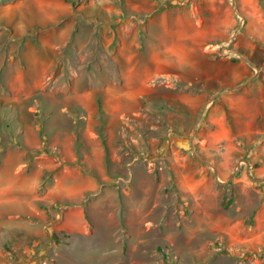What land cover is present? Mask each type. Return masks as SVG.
Masks as SVG:
<instances>
[{
	"label": "rangeland",
	"instance_id": "1",
	"mask_svg": "<svg viewBox=\"0 0 264 264\" xmlns=\"http://www.w3.org/2000/svg\"><path fill=\"white\" fill-rule=\"evenodd\" d=\"M44 1L0 0V154L34 202L0 264H264V0ZM202 51L253 67L212 90ZM71 169L96 189L44 202Z\"/></svg>",
	"mask_w": 264,
	"mask_h": 264
},
{
	"label": "crops",
	"instance_id": "2",
	"mask_svg": "<svg viewBox=\"0 0 264 264\" xmlns=\"http://www.w3.org/2000/svg\"><path fill=\"white\" fill-rule=\"evenodd\" d=\"M43 5L45 6V8L57 6V11H60L59 8H62L61 0H45L43 2ZM63 8L65 9L63 10L66 13L68 9L66 7ZM28 12L30 15L34 14V12L27 11V13ZM225 62L226 64H223L220 61V58L210 55L209 53H206L204 51L200 53V77H204L203 80L207 81L208 79L213 84H215L212 86V90L215 89L217 91L224 92L228 91L229 89H234L238 87L236 84L239 81H242L243 77H246L251 68L253 67V64L249 61H247V63L236 64V62L234 63L233 61H231V59H227L225 60ZM254 63L258 64L257 62ZM224 65H226L227 68H225ZM236 65L242 68L240 72L237 71ZM229 67L232 69V72L229 71ZM237 72L240 74H238ZM216 75L221 76V79L220 81L213 82V79H215ZM245 94L247 96H245L244 99L246 100V102H249L250 99H248V97L251 96V94L248 91H245ZM208 95V93L200 91V94L193 99L194 101L199 102L201 98H206ZM262 99L264 98L260 96L259 100L255 101L254 103V105L257 106V111L260 110L258 108H260V106L262 105ZM188 102L190 103V101ZM222 102L224 103V105L226 104L225 101ZM25 142L28 145V141ZM14 152H18V154L20 153L17 158L19 159L18 162H22L23 158L26 156V151H21V149L19 148H6L4 150V153L0 154V161L2 162L0 165V225H6V222H4L6 216H11L13 213L20 214L22 213V211L25 212L28 205L34 204L32 200L33 196L29 194V190L27 187L18 188L16 186L9 185L12 184L13 180L15 179V176H13V174L11 173L9 174L8 178L5 177L7 172L10 170V167H14L13 163H8V159L13 155ZM248 172H253V166L250 165V163H248V166L246 168V174H248ZM54 180L55 181L53 182L54 184H52V188L54 187L60 190V192L58 194L44 198L43 201L46 203L61 201L70 203H80L84 195L90 191L95 190L97 186L96 180H94L92 176L88 174H83L75 169H71L68 175L57 174Z\"/></svg>",
	"mask_w": 264,
	"mask_h": 264
},
{
	"label": "water",
	"instance_id": "3",
	"mask_svg": "<svg viewBox=\"0 0 264 264\" xmlns=\"http://www.w3.org/2000/svg\"><path fill=\"white\" fill-rule=\"evenodd\" d=\"M235 5L233 4V7H234ZM234 37H231V39L230 40H232ZM219 54H222V53H220V51H219ZM237 88V87H236ZM213 99V98H212ZM211 100V99H210ZM208 103V102H207ZM206 104V103H205ZM204 109V108H203ZM202 112H203V110L201 111V113H200V116H199V118L202 116ZM193 133H194V130H193ZM194 139V137H192V139H191V141ZM194 157L196 158V159H199L196 155H194Z\"/></svg>",
	"mask_w": 264,
	"mask_h": 264
}]
</instances>
